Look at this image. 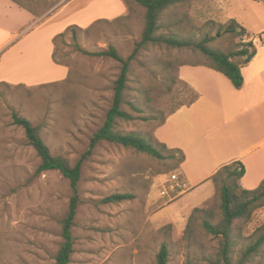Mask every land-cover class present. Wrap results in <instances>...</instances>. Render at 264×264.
I'll list each match as a JSON object with an SVG mask.
<instances>
[{
    "label": "rangeland",
    "instance_id": "obj_1",
    "mask_svg": "<svg viewBox=\"0 0 264 264\" xmlns=\"http://www.w3.org/2000/svg\"><path fill=\"white\" fill-rule=\"evenodd\" d=\"M11 1L43 17L38 26L43 39L60 33L66 24L86 25L56 40L55 58L69 70L65 80L33 87L0 85V264H54L62 242L61 222L73 192L59 172H36L40 159L27 144L23 129L13 124L12 115L29 120L51 154L74 165L104 123L121 69L120 63L93 54L114 47L127 58L141 41L144 10L133 0L124 3L127 12L120 17L112 5L98 6L99 0ZM97 16L104 18L94 24L91 20ZM231 20L250 32L247 38L226 32ZM156 35L195 43L209 37V47L225 53L234 52L249 38L260 47L264 0H188L161 14ZM208 61L191 47L141 46L131 62L124 94L123 110L134 120L119 121L117 130L154 136L161 119L193 101L191 87L215 81L220 89H233L222 74L193 66ZM181 151L187 155L183 171L194 177L186 182L179 180L180 169H171L166 151H161L166 159L157 160L105 141L95 146L83 162L77 185L79 204L69 264H155L162 244L169 251L168 264H212L218 240L201 226L207 213L193 215L195 209L206 210L212 213L211 223L220 219L218 187L210 178H195L207 175L212 154L190 147ZM172 175L177 176L175 182ZM113 194L133 197L102 202ZM259 209L242 227V238L232 250L233 263L258 236L256 230L264 223ZM246 264H264V253Z\"/></svg>",
    "mask_w": 264,
    "mask_h": 264
},
{
    "label": "trees",
    "instance_id": "obj_2",
    "mask_svg": "<svg viewBox=\"0 0 264 264\" xmlns=\"http://www.w3.org/2000/svg\"><path fill=\"white\" fill-rule=\"evenodd\" d=\"M125 3L127 0H121ZM139 7L144 10V29L141 34V41L135 45L132 53L127 57H121L114 47H109L108 50L95 53L93 55L110 58L121 64L119 75L113 82V97L111 107L106 112L105 120L102 127L91 137L90 144L86 152L74 164L60 157L53 156L40 137L39 131L31 122L25 118L19 117L13 113V124L22 128L27 141V144L32 147L40 159V163L36 172L38 174L49 171L59 172L66 180H68L70 188L73 192L68 204V210L61 222V237L62 242L54 258V264H69L70 257L73 253V237L71 229L74 225L76 209L79 204L77 185L81 178V170L83 162L91 155L93 149L100 142L105 141L123 148L133 149L139 153L146 154L157 160H164L166 156L161 151L167 152V160L172 161L171 169H180L185 156L179 149L168 148L165 144L159 142L155 135H150L148 138H143L138 135L128 133L124 134L117 130L119 121L129 122L134 120L133 116L123 110L124 94L127 89L128 76L130 73L131 62L134 60L141 46L146 44H163L169 48L180 49L191 47L198 50L209 60L207 64H195L193 66H203L214 70L217 73L225 76L236 90H240L243 86V76L241 67L251 61L256 54V47L252 41L241 44V47L234 52L225 53L221 50L209 47L211 41L209 37H205L199 42H188L181 38L169 35L157 36L159 30V19L164 11H168L177 5L184 4L188 0H133ZM97 22V21H96ZM96 22L94 24H96ZM93 24V25H94ZM92 25V26H93ZM90 26V28L92 27ZM90 28H87L90 29ZM81 29L77 26H70L62 33L56 35L53 39L52 60L55 64L66 66L55 58V43L57 38L64 36L68 30L74 31ZM227 33H231L235 37L241 39L246 35V29L239 25L235 20H231L226 28ZM237 59V60H235ZM5 85V84H4ZM194 91V90H193ZM191 89V92H193ZM198 98V94L193 92V101L185 106L191 105ZM133 111L139 112L138 108L129 105ZM180 108V107H179ZM177 108V109H179ZM176 109V110H177ZM176 110L171 111L167 116L160 120L156 128L164 124L166 117L173 114ZM154 144L158 145L161 150H158ZM179 180H181L180 172ZM244 175V167L240 162H232L222 166L210 177L212 183L218 187L220 200V219L216 223H211L209 219L212 213L206 210L195 209L193 215L197 213H207V218L202 221L203 230L213 239L218 240V253L212 264H246L252 256L264 253V223L257 230L256 240L250 244L242 253V258L237 263H233L231 259L232 250L236 242L242 238L241 231L243 225L248 222L254 210L264 207V181L253 190L243 189L240 185V180ZM131 194H113L104 199L103 203H117L123 200L132 198ZM189 224L194 220L189 219ZM169 251L166 244L160 246L159 252L156 255L155 264H168Z\"/></svg>",
    "mask_w": 264,
    "mask_h": 264
},
{
    "label": "crops",
    "instance_id": "obj_3",
    "mask_svg": "<svg viewBox=\"0 0 264 264\" xmlns=\"http://www.w3.org/2000/svg\"><path fill=\"white\" fill-rule=\"evenodd\" d=\"M99 1L98 6L112 5L117 17L127 12L121 0ZM42 18L11 0H0V85L33 87L67 78L68 68L52 60L53 39L73 23L43 39L38 28ZM103 18L97 16L91 22ZM76 24L86 28V25ZM246 33L250 32L246 29ZM260 42V47L255 46V56L241 67L243 86L240 90L233 86V89H220L215 81L197 89L191 87L198 94L196 101L177 109L155 129L156 139L168 148L184 151L190 147L201 154L210 151L211 169L206 171L207 175L195 177L200 178L199 181L210 178L232 162H240L244 167L240 180L243 189L253 190L264 181V39ZM184 165L185 161L180 166V174L186 182V178L194 177L183 171ZM259 211L264 221V207Z\"/></svg>",
    "mask_w": 264,
    "mask_h": 264
},
{
    "label": "built area",
    "instance_id": "obj_4",
    "mask_svg": "<svg viewBox=\"0 0 264 264\" xmlns=\"http://www.w3.org/2000/svg\"><path fill=\"white\" fill-rule=\"evenodd\" d=\"M257 1H262V0H257ZM176 178H177V176L172 175V178H171V179H172V181L175 182V181L177 180ZM164 193H165V192H162L163 195H165Z\"/></svg>",
    "mask_w": 264,
    "mask_h": 264
}]
</instances>
